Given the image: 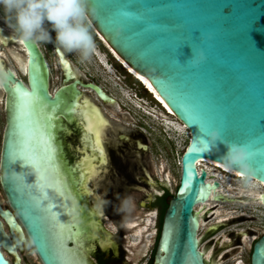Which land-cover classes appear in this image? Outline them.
Masks as SVG:
<instances>
[{
	"label": "water",
	"instance_id": "obj_1",
	"mask_svg": "<svg viewBox=\"0 0 264 264\" xmlns=\"http://www.w3.org/2000/svg\"><path fill=\"white\" fill-rule=\"evenodd\" d=\"M89 6L95 9V14H89L88 18L94 30L151 87L171 115L188 131V141L180 156L179 181L174 192L165 198L166 207L158 229L161 199L157 197L166 190L170 191L167 182L156 180L144 134L112 121L123 130L124 136L128 131L130 138H141L142 143L139 139L137 143L142 150L129 140V147L125 148L129 151H125V155L120 153L130 161V166H136L135 170L130 167L136 183H127L128 178L122 172H116L115 168L105 170L109 119L90 93L81 91L78 86L90 87L104 101H113V98L98 84L88 80L83 82L76 77L65 59L66 83L50 91L49 67L38 44L18 38L23 56L13 51L12 56L25 75L26 83L10 69L0 70V83L6 92L0 186L10 207L4 208L0 204V264H11L8 253H16L14 240L17 239L16 245L22 248L21 243L26 236L42 264H77L72 253L77 236L86 228L81 220L85 214L84 207L71 190L78 181L86 200H92V211L99 217L106 215L103 223L113 229L123 227V246L131 252L139 250L142 264L147 261L153 247L152 264H208L199 248L194 206L210 198L219 183L216 180L208 183L206 169L201 167L198 170L196 162L210 159L225 168L220 159L225 148L218 143L216 149L205 151L200 143V129L215 128L224 139L250 146L254 155L248 161L247 174L236 167L225 169L264 184V0H89ZM121 12L129 15L123 16ZM3 15L0 10V16ZM117 24L120 25L118 35L114 32ZM17 36L6 25L0 24V42L6 44L7 39L15 40ZM51 44L61 58V50ZM190 46L200 48L205 56L195 68L185 62L191 55ZM0 49L6 54L8 64L16 68L9 56L10 47L0 44ZM1 50L0 55H3ZM0 67H3L1 57ZM137 81L155 100L147 86ZM37 82L47 103L57 98L60 101L54 110V119L47 115V110L28 108L23 102L19 106L16 104L19 90L32 92L33 84L35 86ZM73 105L79 107L69 111ZM93 109L103 121L96 129L100 135L99 148L93 144L92 133L86 130L88 124L96 123L89 119L94 115ZM74 116L82 120L85 139L84 147H79L83 152L77 162L79 180L73 165L67 158L62 159L65 153L59 137V132L64 129L62 118L71 124ZM48 121H51V143L55 148L56 163L67 186L59 194V199H51L50 202L55 205L52 212L57 216L64 211L65 204L75 210L73 223L78 225V234L70 239L67 232L60 233L50 222L37 221L33 215L35 199L40 194L26 186L22 176H35V170L27 167L23 160L16 166H6L10 142L19 140L25 151L43 154ZM67 141L76 144L75 138ZM118 143L122 148V140L116 139L115 144ZM69 153L75 155L71 150ZM139 166H142V175L138 171ZM106 184L110 187H105ZM117 186L122 187L119 193ZM112 191L113 194L118 193V199L127 198L125 217H111L107 213ZM56 195L49 190L50 198ZM140 199L141 207L138 205ZM262 201L264 203V199ZM38 215L46 218L48 213L41 210ZM134 216L139 217L135 219ZM1 218L18 232L17 238L14 234L9 236ZM59 219L66 222L68 217L62 213ZM36 223L41 225V238L33 228ZM101 229L108 233L104 227ZM57 247L66 253L61 259L53 255ZM129 257L135 259L136 254L131 253ZM22 263L26 264L25 258ZM249 264H264V231L251 245Z\"/></svg>",
	"mask_w": 264,
	"mask_h": 264
},
{
	"label": "rangeland",
	"instance_id": "obj_2",
	"mask_svg": "<svg viewBox=\"0 0 264 264\" xmlns=\"http://www.w3.org/2000/svg\"><path fill=\"white\" fill-rule=\"evenodd\" d=\"M50 31L55 35L51 29ZM91 32L95 48L88 58H81L77 52L66 55H69L82 79L93 80L116 97L120 107L101 103L89 89L87 91L107 115L117 119L113 121L144 134L156 180L167 182L172 194L179 181L180 156L188 141V131L173 115L163 110L133 78L127 79L116 68L94 31ZM38 45L46 57L50 70V87L53 90L61 83L62 77L58 59L49 43L38 42ZM135 94L142 98H136ZM3 127L4 114L0 99V140ZM204 166L209 178L218 181L219 190L217 196L213 195L205 201V207L200 211L201 223L197 230L199 248L206 254L208 264H249L251 245L264 231V206L254 201L251 195L258 190L264 192V189L250 177L231 176L212 166L200 165V168ZM0 198L5 203L1 191ZM23 255L26 264H36V256L29 243L26 244Z\"/></svg>",
	"mask_w": 264,
	"mask_h": 264
},
{
	"label": "flooded vegetation",
	"instance_id": "obj_3",
	"mask_svg": "<svg viewBox=\"0 0 264 264\" xmlns=\"http://www.w3.org/2000/svg\"><path fill=\"white\" fill-rule=\"evenodd\" d=\"M0 24L1 25L4 24V21H3L1 16H0ZM90 30L94 31L97 38L100 40L101 44L103 45V47L108 52L109 56L114 61L116 68H118L127 79H130V77H131V78H133V80L136 83H138V81L131 75V73L127 72L125 70V66L122 64L121 60L114 53H112V51L109 49L107 44L102 40V38L94 30L92 25H91ZM49 32H50V35L54 37V35L50 31V29H49ZM36 43L38 44L37 41H36ZM0 44H4V45L10 47L9 56H10V59L16 65V68L9 65L8 61L6 59V54L0 49L3 52V55H0L2 62H3V67H0V70L6 71L7 69H10L14 72L16 77L20 78L24 83H26L25 75L22 73V70L20 69V67H18L17 62L15 61L14 57L12 56V51L20 54L21 57L23 56L22 53L20 52L18 36H17V39H15V40L9 38V39H7L6 44L3 42H0ZM49 44H50L53 52L55 53V55L58 59V63H59L60 70L62 73L61 83L57 86V87H59L60 85L66 83L64 81L65 67H64L63 63H61L62 59L59 58V55L55 51L51 42ZM61 52L63 53L64 59L66 61L68 60L69 65L71 64L70 65L71 71L74 74L76 73L75 74L76 77H78L83 82H88V81L82 79L81 76L79 75V73L76 72L69 55L68 54L66 55V53L63 52L62 50H61ZM43 55H44V53H43ZM44 57H45V55H44ZM45 59H46V57H45ZM18 71L20 72V74ZM49 73H50V70H49ZM89 81L96 83L93 80H89ZM96 84H98V83H96ZM99 86L107 95H109L110 97L113 98V101L102 100L100 97H98V95L95 93V91L93 89H91L90 87H83V86H78V87L81 91H89L90 90L89 92H92L93 95L95 96V99L100 101L101 103H105L106 105H111V106L114 104L117 105L118 107L121 106L119 101L116 99V97L110 91H108L102 85H99ZM55 89L52 90V88L50 87V91H54ZM81 96H82V94L78 98H80ZM135 96H136V98H139V97L142 98V96H137L136 94H135ZM5 97H6V92L0 83V99H1V104H2V109H3V114H4V126H5V106H4ZM135 106H138V105H135ZM99 108L102 110V108L100 106H99ZM114 110H116V109L114 108ZM119 113L120 114H124V113L127 114L126 111H124V113H122V112H119ZM103 114L109 119V123H110L109 124L110 125L109 130L107 131L108 140H107L106 145H105V150L107 152V162H106L105 170L106 169L111 170V169L115 168L116 172H118V173L122 172L128 178L127 183H129V182L136 183L135 176L132 173H130V171H131L130 167H132L133 170H135L136 166L135 165L130 166V164H131L130 161L127 158H124L123 156L125 155V151H129V150H125V148L129 147V140H133L135 146L140 150H142V148L138 145L137 139H139L141 141V143H142V140L139 137L136 138V136L130 138L128 136V131H127L126 136H124L123 132H122L123 130L120 129L118 126H116L115 123L112 122L113 120L117 121V119L115 117L114 118L110 117L109 115L106 114L105 111H103ZM62 124L64 125V129L59 132V137L62 140V144L64 147L63 150L65 153L64 157H62V159L67 158L68 162L73 165V167L75 168L76 177L79 180L80 179V177H79L80 173H79V165L77 162L79 161V159L81 158L82 153H83L79 149V147H84L83 143L85 141V139L83 138V135H82L83 123H82V120L79 119V117L74 116L71 124H68L64 118H62ZM3 130H4V127H3ZM3 130L1 133L0 151H1ZM74 138L76 139V144L72 145L71 143H68L67 139H70V141H73ZM116 139L120 140V141L122 140V143H123L122 145L124 148L123 147L121 148L120 147L121 144H119V143L115 144ZM70 150H71V152H74L75 155H73L72 153H69ZM120 153H122L124 155H121ZM73 157L75 159H73ZM138 171L142 175V166L138 167ZM114 180L115 179L112 178V182H114ZM138 182H140V181H138ZM105 187H110V186L106 184ZM81 188H82L81 184L78 181V183L72 185V189H71L72 193L76 197L75 199H77L79 201V203L82 204V207H84L83 212H85V214H84V217L81 218V220L84 222V224L86 226V228L84 230H81L80 234L77 236L76 245L74 246V250H75L74 253L76 254L75 256L73 255L74 261L77 262V264H142V253L138 252L139 250L136 252H131L130 250H128L126 247L123 246V242H122L123 238H124L123 227L113 229V227L111 225H105L103 222L106 220L105 219L106 215L103 214L102 216H100L101 217L100 218L95 213V211L94 212L92 211V209H91L92 200H90L89 202L86 200L85 195L83 194V190ZM117 188H118V193H119V191L122 189V187L117 186ZM0 191L2 192L3 197L5 199V203H2L1 198H0V204L4 208L9 207L6 196L1 189V186H0ZM118 193L113 194V191H112L111 195H110V201L108 204L107 213H109L111 215V217H115V215L125 217L127 214L125 208L121 211H117V209L120 205V201H121V199L117 198ZM82 198H84V200ZM146 204H147V202H146ZM138 205L140 207L142 206V199L138 200ZM134 217L136 219L139 216H134ZM1 220H2L3 227H4L5 231L9 234V236H12L14 234L15 237L17 238L18 232L13 227H11L9 225V223H7V221H5L2 218H1ZM108 221H110V220H108ZM102 227H104V230L106 229V231L108 232L107 234H105V231H103L101 229ZM17 243H18V241H17V239H15L14 240V244H15L14 248L16 250V253H11V254L8 253V256H11V260H9L8 258L7 259L9 260V262L11 264H15V263L16 264H23L22 260L24 258L23 254H24V250L26 249V244L29 243L31 245L27 236H26V239L24 241H22V243H21L22 248H18V246L16 245ZM70 244H72V242H70ZM31 247H32V245H31ZM32 250L36 256V264H42L39 257L35 253L33 247H32ZM153 250H154V247H153L147 261L144 264H152ZM4 253H7V252L4 251ZM131 253L136 254L135 259H132L129 257V254H131ZM17 256H18V259H17Z\"/></svg>",
	"mask_w": 264,
	"mask_h": 264
},
{
	"label": "clouds",
	"instance_id": "obj_4",
	"mask_svg": "<svg viewBox=\"0 0 264 264\" xmlns=\"http://www.w3.org/2000/svg\"><path fill=\"white\" fill-rule=\"evenodd\" d=\"M0 10L4 24L18 35L21 41L54 43L65 53H79L86 59L95 48V41L88 22L89 14L95 9L89 6V0H0ZM121 15H129L121 12ZM47 25V27L45 26ZM51 29L55 35H50ZM120 25L114 32L119 34ZM191 47V55L185 61L195 68L205 59L200 48ZM200 143L205 151L216 149L217 144L224 145L220 154L225 168L236 167L247 174L248 161L254 155L250 146L224 139L215 128L200 129ZM128 205L127 198H122L117 211Z\"/></svg>",
	"mask_w": 264,
	"mask_h": 264
},
{
	"label": "snow or ice",
	"instance_id": "obj_5",
	"mask_svg": "<svg viewBox=\"0 0 264 264\" xmlns=\"http://www.w3.org/2000/svg\"><path fill=\"white\" fill-rule=\"evenodd\" d=\"M61 63L66 62L61 60ZM20 95L16 98L17 106L20 103H24V105L28 108H39L40 110H47V115H51L54 119V110L59 107L60 101L59 99H54L51 103H47L46 97H43L40 93V86L37 82L34 86L32 92H23V90H19ZM86 106V103H85ZM79 105H73L69 107V111H73ZM94 115L89 119L96 121V123H90L87 126V131L92 133L93 135V144L96 148L100 147V135L96 130L100 125L103 124V121L100 120L98 114H96L95 109L92 110ZM51 121H48V127L45 129V149L42 155L36 154L34 151H25L22 147V142L17 140L15 143L10 142L9 150L6 160V166L13 167L16 166L17 162L26 161V166L35 170V176L32 175H23L22 181L23 183L30 187L34 188L40 195L35 199V204L33 206V215L36 217L37 221L45 220V222H50L55 230L60 233L67 232L68 238L70 239L74 234H78V225L73 223V212L74 209H69L68 205H64V211L59 214V216L53 214L52 208L55 207L54 204L50 202L51 199H59V194L62 193L63 190L66 189V185H64L63 180L61 179L60 172L56 163L55 156V148L51 143ZM15 183V180L12 181ZM29 182H31L29 184ZM49 190H53L57 193L56 196L50 198L48 196ZM264 199V197H262ZM43 205H46L42 207ZM43 210L48 213V216L40 217L38 213ZM66 214L68 220L66 222H62L59 219L61 214ZM33 228L36 232L40 234L41 238V225L40 223H36L33 225ZM74 230H77L74 232ZM161 251H164L162 248ZM74 256L75 253H72ZM53 255L56 259L63 258L66 253L63 249L54 248Z\"/></svg>",
	"mask_w": 264,
	"mask_h": 264
},
{
	"label": "bare ground",
	"instance_id": "obj_6",
	"mask_svg": "<svg viewBox=\"0 0 264 264\" xmlns=\"http://www.w3.org/2000/svg\"><path fill=\"white\" fill-rule=\"evenodd\" d=\"M100 37H101V35L100 34H98ZM102 38V37H101ZM102 40L104 41V39L102 38ZM105 42V41H104ZM106 43V42H105ZM111 51H112V53H114L119 59H120V57L114 52V50L113 49H111V48H109ZM62 53V52H61ZM59 58H60V56H59ZM60 59H62V60H64V56H63V53H62V55H61V58ZM121 60V59H120ZM99 62L101 63V64H103V62H102V60H99ZM121 62H122V64L125 66V70L128 72V70L132 73V74H134V76L133 77H135L137 80H140L141 82H143V84L145 85V86H147V88L154 94V96H155V98L157 99H155V101L156 102H159V105L162 107V109L163 110H165L167 113H169V114H171V112L167 109V107L164 105V103L160 100V98L157 96V94L151 89V87L138 75V74H136L130 67H128L127 66V64L123 61V60H121ZM71 65V64H70ZM104 66H106V64H104ZM75 72V71H74ZM76 74V73H75ZM149 91V92H150ZM140 106V105H139ZM184 150V149H183ZM196 165H197V169L198 170H200L201 168H200V165H206V166H208V167H216L217 169H219L220 171H222V172H226V174H228V175H231V176H235V177H245V175H243V174H238V173H235V172H232V171H229V170H226L225 168H223L222 166H220L219 164H217L216 162H214V161H212V160H210V159H202V160H198L197 162H196ZM207 167V168H208ZM204 168H205V166H204ZM206 181L208 182V183H211L212 182V180L209 178V176H208V174H207V178H206ZM259 184H260V186L264 189V184L263 183H260V182H258ZM218 187H216V189H215V192L213 193V195H216L217 193H218ZM212 195V196H213ZM217 196V195H216ZM253 198V200L254 201H256V202H259L260 204H262L263 206H264V203H263V199H262V197H264V192L263 191H260V190H258L257 192H255L254 194H252L251 195ZM208 199V198H207ZM206 199V200H207ZM205 200V201H206ZM205 201H199L197 204H195V206H194V212H195V216L197 217L196 218V223H197V225H198V227H199V225H200V215H201V209L203 208V207H205ZM197 238H198V235H197ZM221 239V238H220ZM221 241H222V239H221ZM228 241V240H227ZM218 242V241H217ZM224 244V243H223ZM201 250V249H200ZM201 252L203 253V256H204V258H206V254H204V252L201 250Z\"/></svg>",
	"mask_w": 264,
	"mask_h": 264
},
{
	"label": "trees",
	"instance_id": "obj_7",
	"mask_svg": "<svg viewBox=\"0 0 264 264\" xmlns=\"http://www.w3.org/2000/svg\"><path fill=\"white\" fill-rule=\"evenodd\" d=\"M147 94H150V93H147ZM169 194L170 193L166 190L162 196L157 197V199H161V206H160V209H159L158 220H157V227H158V229L160 227V223H161V218H162L163 211H164V209L166 207L165 198ZM157 233H158V231H157Z\"/></svg>",
	"mask_w": 264,
	"mask_h": 264
}]
</instances>
